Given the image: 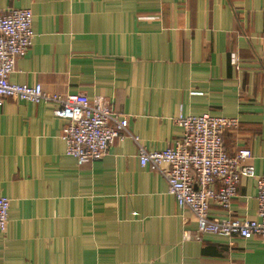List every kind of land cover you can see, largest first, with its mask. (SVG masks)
Wrapping results in <instances>:
<instances>
[{
    "label": "crops",
    "instance_id": "obj_1",
    "mask_svg": "<svg viewBox=\"0 0 264 264\" xmlns=\"http://www.w3.org/2000/svg\"><path fill=\"white\" fill-rule=\"evenodd\" d=\"M16 8L31 10L34 37L11 82L102 97L149 151L180 138V114L236 118L226 152L249 148L264 172V0H0V12ZM54 108L0 105V196L10 201L0 264H264L258 234L184 238L195 217L139 165L132 139L78 165ZM256 194L241 177L228 210L212 202L209 214L255 219Z\"/></svg>",
    "mask_w": 264,
    "mask_h": 264
},
{
    "label": "built area",
    "instance_id": "obj_2",
    "mask_svg": "<svg viewBox=\"0 0 264 264\" xmlns=\"http://www.w3.org/2000/svg\"><path fill=\"white\" fill-rule=\"evenodd\" d=\"M33 15L28 8L0 12V105L5 97H13L34 104L53 103V114L66 121L60 138L66 155L78 165L101 159L116 140L132 139L138 145V163L161 174L167 183V193L179 208L188 209L196 219L197 228L186 230L184 238H198L209 232L226 237L249 238L255 234L264 239V172L255 173L249 148H239L229 155L223 144V131L236 129L238 120L214 116L178 115L174 120L182 134L171 147L146 150L128 128L126 117L114 114L102 97L89 99L85 94L48 93L40 84L27 85L9 80L16 59L26 54L32 43ZM231 60L236 64V58ZM241 177L256 180L257 218L231 219L212 217V202L228 210L236 194ZM220 188L214 189L215 182ZM10 201L0 196V231L6 228Z\"/></svg>",
    "mask_w": 264,
    "mask_h": 264
}]
</instances>
